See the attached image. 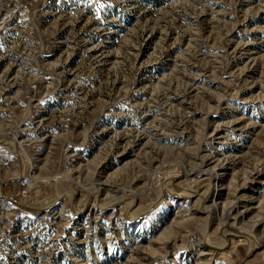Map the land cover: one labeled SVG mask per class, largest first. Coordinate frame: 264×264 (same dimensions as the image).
<instances>
[{"label":"rangeland","instance_id":"1","mask_svg":"<svg viewBox=\"0 0 264 264\" xmlns=\"http://www.w3.org/2000/svg\"><path fill=\"white\" fill-rule=\"evenodd\" d=\"M0 264H264V0H0Z\"/></svg>","mask_w":264,"mask_h":264}]
</instances>
